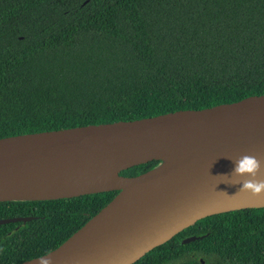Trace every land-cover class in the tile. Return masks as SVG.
Segmentation results:
<instances>
[{
  "label": "trees",
  "instance_id": "trees-1",
  "mask_svg": "<svg viewBox=\"0 0 264 264\" xmlns=\"http://www.w3.org/2000/svg\"><path fill=\"white\" fill-rule=\"evenodd\" d=\"M261 95L264 0H0V139ZM116 194L0 203V220L34 218L0 226V264L53 251ZM202 263L264 264V209L203 219L135 264Z\"/></svg>",
  "mask_w": 264,
  "mask_h": 264
},
{
  "label": "water",
  "instance_id": "water-1",
  "mask_svg": "<svg viewBox=\"0 0 264 264\" xmlns=\"http://www.w3.org/2000/svg\"><path fill=\"white\" fill-rule=\"evenodd\" d=\"M264 162V95L203 110L0 139V203L42 202L117 192L53 251L19 264H135L197 222L264 209V198L238 192L234 163ZM134 177L121 173L150 162ZM115 172L116 180L73 193L61 181ZM260 179H264L262 172ZM33 217L0 220V226ZM186 238L182 244L194 242Z\"/></svg>",
  "mask_w": 264,
  "mask_h": 264
},
{
  "label": "clouds",
  "instance_id": "clouds-1",
  "mask_svg": "<svg viewBox=\"0 0 264 264\" xmlns=\"http://www.w3.org/2000/svg\"><path fill=\"white\" fill-rule=\"evenodd\" d=\"M234 168L231 175L236 177H251V179L236 180L238 192H247L255 198H264V179H260L264 172V162L255 156L245 154L233 161ZM3 251V249H0ZM41 264H51L50 259L41 258Z\"/></svg>",
  "mask_w": 264,
  "mask_h": 264
},
{
  "label": "bare ground",
  "instance_id": "bare-ground-1",
  "mask_svg": "<svg viewBox=\"0 0 264 264\" xmlns=\"http://www.w3.org/2000/svg\"><path fill=\"white\" fill-rule=\"evenodd\" d=\"M116 180L115 172H104L86 179L66 180L57 184V193H73L79 190L110 184Z\"/></svg>",
  "mask_w": 264,
  "mask_h": 264
},
{
  "label": "flooded vegetation",
  "instance_id": "flooded-vegetation-1",
  "mask_svg": "<svg viewBox=\"0 0 264 264\" xmlns=\"http://www.w3.org/2000/svg\"><path fill=\"white\" fill-rule=\"evenodd\" d=\"M203 264V263H202Z\"/></svg>",
  "mask_w": 264,
  "mask_h": 264
}]
</instances>
